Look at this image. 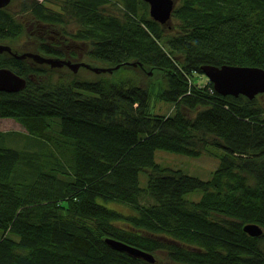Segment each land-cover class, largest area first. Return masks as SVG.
I'll return each mask as SVG.
<instances>
[{"label": "trees", "instance_id": "trees-1", "mask_svg": "<svg viewBox=\"0 0 264 264\" xmlns=\"http://www.w3.org/2000/svg\"><path fill=\"white\" fill-rule=\"evenodd\" d=\"M170 22L153 20L142 0H12L0 9V42L26 38L22 50L59 56L38 34L50 26L84 45L89 63L120 65L49 83L39 77L53 70L0 55V68L27 80L0 92V119L19 123L33 147L0 146V264H264V94L223 96L194 78L203 65L264 68V0H178ZM151 98L172 115L149 112ZM157 149L219 164L202 180L158 164ZM195 190L199 200L184 198ZM246 224L262 234L249 236Z\"/></svg>", "mask_w": 264, "mask_h": 264}, {"label": "water", "instance_id": "water-1", "mask_svg": "<svg viewBox=\"0 0 264 264\" xmlns=\"http://www.w3.org/2000/svg\"><path fill=\"white\" fill-rule=\"evenodd\" d=\"M148 4L150 17L160 24H167L171 19L172 11L178 0H142ZM11 0H0V9L7 7ZM12 56L18 60H31L35 65H43L48 69L57 71L65 66L72 75H76L80 68L87 69L92 74H112L120 68L101 67L86 62H74L68 58L47 57L41 52L34 50H21L20 48L6 42H0V55ZM135 65V64H133ZM202 73L212 83L214 91L220 95L237 97L242 95L247 99H254L259 94H264V68L253 66L232 65H203ZM28 78L34 79L29 75ZM27 80L8 68H0V92L15 93L25 89ZM243 231L249 236L257 237L262 234V229L256 224H246ZM108 245L117 251H122L131 257L141 259L147 263H154L152 254L129 246L120 241L106 239Z\"/></svg>", "mask_w": 264, "mask_h": 264}, {"label": "rangeland", "instance_id": "rangeland-1", "mask_svg": "<svg viewBox=\"0 0 264 264\" xmlns=\"http://www.w3.org/2000/svg\"><path fill=\"white\" fill-rule=\"evenodd\" d=\"M39 1H42V0H39ZM17 2L19 3V1ZM18 3L15 4V8H17ZM46 5H48L49 7L53 6L52 3L50 2L46 3ZM167 24L172 25L170 21ZM71 26H72V23L67 22L65 25V29L69 30ZM28 28L30 31H33V29L30 26H28ZM54 29L56 30V28ZM23 41L25 42L26 38H22L18 43H23ZM28 43L32 44L33 42L30 40V42ZM53 72H50V73L48 72L47 75L43 77L40 76L39 78L46 79L45 81L49 83H53L60 76H68V75H64L68 73L65 71H59V72H54V73ZM117 73L113 74L112 76L116 77ZM76 76H79V77L81 76L83 78H92L93 74L88 73V72H83ZM194 78L197 80V82L200 85H203L208 80L204 74L203 75L195 74ZM258 99L264 100V97L260 96L258 97ZM148 110L149 112H152L154 114L172 115L173 107L168 102L157 101L154 98H151L149 100ZM7 119L11 120V126H9L8 130H5L8 127L2 125L1 123L5 124L6 122H3V121L4 120L7 121ZM15 122L16 121H14L13 119H9V118L0 119V132H2V135L0 136V146L6 147V148H13V149L21 150V151H32L33 147L31 146V142H30L31 136L26 134V132H23L20 129H17L18 126H15L16 128H14L15 124H12V123H15ZM36 150L45 151V149L42 146L37 147ZM214 150L217 153V155H219L221 152L220 149H214ZM154 159L158 164H160L163 167L178 168L182 170L184 173L198 177L202 180L209 179L211 177L212 172L216 169V167L219 164V158L213 155L202 154L197 157H192V156H188V155H184V154H180L176 152H171V151H167L163 149H157L155 151ZM146 183H147L146 172L144 171L140 172L139 173L140 186L146 187ZM201 195H202V192L200 190H195L193 192L187 193L184 196V198L189 201H197L200 199ZM98 201L103 203L101 200H98ZM149 202L151 201L150 200L145 201V203H149ZM103 204L107 208L116 210L125 215H135L136 214V211L132 209L130 206L122 204L117 201L104 202Z\"/></svg>", "mask_w": 264, "mask_h": 264}, {"label": "flooded vegetation", "instance_id": "flooded-vegetation-1", "mask_svg": "<svg viewBox=\"0 0 264 264\" xmlns=\"http://www.w3.org/2000/svg\"><path fill=\"white\" fill-rule=\"evenodd\" d=\"M10 4H11V2H10ZM4 8H6V7H4ZM50 29H52V27H50V26H47V27L46 26H42V27L40 26V28L38 29V34H39L40 39L45 40V42L50 44L49 47L53 48L54 50H56L60 54L59 56H55L56 58H61V59L68 58L74 62L89 63L88 59L85 56V46L84 45H79L78 43L68 42L67 38H65L60 31L59 32L54 31V32H52V34H49ZM6 43H8V42H6ZM18 44L22 45L24 43H18ZM19 45H14V46H16L22 50V47ZM41 53L46 55L47 57L53 56V55H48L44 52H41ZM27 63L31 67L35 68L37 71L47 70L46 66L35 65L31 60H28ZM58 71L69 72L68 67H66V66L60 70H57L56 72H58ZM83 72L92 73L91 71H89L87 69L80 68V70L77 72L76 75H79L80 73H83Z\"/></svg>", "mask_w": 264, "mask_h": 264}, {"label": "crops", "instance_id": "crops-1", "mask_svg": "<svg viewBox=\"0 0 264 264\" xmlns=\"http://www.w3.org/2000/svg\"><path fill=\"white\" fill-rule=\"evenodd\" d=\"M3 122H6V123H5L6 125H5L4 123H1V124L4 125V126H6V127H8L7 129H5V130H8V129H9V126H11V120H8V119H7V121L4 120ZM12 124H15V125H14V128H16L15 126H18L17 129H20L21 131L25 132V130L23 129V127H22L20 124H18V123H16V122H15V123H12ZM5 130H4V131H5Z\"/></svg>", "mask_w": 264, "mask_h": 264}]
</instances>
